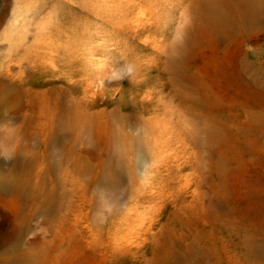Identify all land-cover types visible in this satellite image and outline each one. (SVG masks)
Here are the masks:
<instances>
[{
    "label": "rangeland",
    "instance_id": "rangeland-1",
    "mask_svg": "<svg viewBox=\"0 0 264 264\" xmlns=\"http://www.w3.org/2000/svg\"><path fill=\"white\" fill-rule=\"evenodd\" d=\"M193 15L192 0H0V66L10 63L13 72L22 69L60 87L90 112H100L101 127L94 128L98 138H106L105 125L119 119L112 126L120 127L118 133L124 128L133 137L143 133L147 144L142 163L125 141L122 203L106 205L109 200L99 192L74 195L78 206L69 214V245L57 264H77L88 255L86 264H144L153 248L155 258L158 254L153 264H186L164 257L166 233L186 245L196 239L203 244L205 236L214 235L221 264H253V254L234 238L242 227L264 229V85L245 83L250 75L234 58L235 41L219 50L198 47L189 57L191 66L173 72L171 47L183 40ZM253 40L241 44L244 54L254 55ZM192 85L196 95L189 92ZM185 94L194 100H182ZM98 138L77 144L90 151L92 162H97ZM0 159L9 160L2 152ZM216 161L223 180L213 175ZM68 164L71 176L64 167L58 171L61 183L69 176L64 189L89 180ZM220 194L225 211L215 202ZM116 205L134 223L131 228L126 222L119 234L122 248L115 256L124 262L113 263L95 255L86 238L94 220L105 223L104 212ZM20 212L0 199V250ZM228 220L237 231H227ZM42 222L43 217L32 220L25 247L37 236L52 234L40 227ZM156 235L162 237L158 244ZM214 255L191 259L214 264Z\"/></svg>",
    "mask_w": 264,
    "mask_h": 264
},
{
    "label": "bare ground",
    "instance_id": "bare-ground-1",
    "mask_svg": "<svg viewBox=\"0 0 264 264\" xmlns=\"http://www.w3.org/2000/svg\"><path fill=\"white\" fill-rule=\"evenodd\" d=\"M192 4V24L185 29L183 40L175 41L170 46V69L178 73L182 66H191L188 63L189 57L198 47L211 45L219 50L235 41L239 51L234 58L238 60V66L250 75L245 83L252 85L254 80L264 85V0H192ZM252 38L257 42L254 55L244 54L241 44ZM14 61L22 63V59L12 60ZM177 84L174 85L176 91ZM195 88L192 85L189 92L194 93L197 90ZM187 95L180 97L182 100H194L192 95ZM97 114L100 112H90L60 87L25 75L22 69L13 72L10 63L0 66V152L9 159H0V199L4 203L15 205L21 211L18 218L12 219L13 234L2 245L0 264H57L61 253L69 245L72 230L68 222L69 214L78 206L74 195L86 197L90 193L99 192L109 200L106 205L115 201L123 202L120 195V190L123 189L121 173L128 159L124 156L127 146L125 141L130 140L128 142L134 146L137 158L144 163V152L147 149L144 135L142 137L140 133L133 137L128 128H124V134L118 133L120 127H112L118 119L111 125L106 122L109 132L106 138H98L95 134L99 132V128L94 133L95 125L100 120ZM111 119L114 120V116ZM96 138L100 150L97 162H92L90 151L77 144L95 141ZM34 139H39V142H32ZM69 162L77 168L80 177L88 175L89 180L80 184L77 180L78 183L73 182L69 189L67 186L64 189L69 176L61 183L58 171L60 167H64L71 176ZM212 172L217 179L223 180L224 171L219 161L214 163ZM223 197L220 194L215 201L219 205V211L226 210ZM90 200L94 204L92 197ZM116 206L111 211L104 212L105 223H100L98 217L94 220L91 224V238H86L95 255L113 263L124 262V257L115 256L116 251L122 248V235L119 234L123 232L126 222L127 227L134 223L130 216L126 218V215H121V209ZM223 215L219 212L218 218L222 219ZM38 217H43L40 227L52 234L37 236L25 247L26 235L34 230L32 220ZM228 222L227 231H235L233 222ZM209 236H205L203 244L196 239L186 245L180 240L177 242L172 233H166L163 255L173 262L196 264L191 259L192 255L199 254L200 258L208 259L215 254L217 257L214 264H221L220 255L214 250L217 239L214 235ZM161 238L156 235L155 242L159 243ZM234 240H238L253 254V264H264V229L239 228ZM153 251V255L144 264H153L158 259V254L155 258L156 249L153 248ZM89 256L77 264L88 263Z\"/></svg>",
    "mask_w": 264,
    "mask_h": 264
}]
</instances>
